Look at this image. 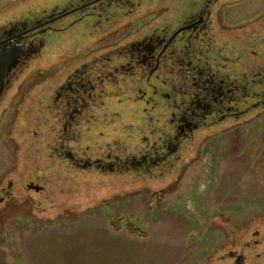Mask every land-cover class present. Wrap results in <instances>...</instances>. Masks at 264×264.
Here are the masks:
<instances>
[{
	"label": "flooded vegetation",
	"instance_id": "af4514ba",
	"mask_svg": "<svg viewBox=\"0 0 264 264\" xmlns=\"http://www.w3.org/2000/svg\"><path fill=\"white\" fill-rule=\"evenodd\" d=\"M2 50L14 53L0 89V264L26 230L78 214L42 200L79 192L114 188L92 199H148V214L203 223L218 159L204 143L264 121V0H55L1 24ZM204 158L193 195L185 179ZM245 204L212 211L227 234L220 259L264 264V197Z\"/></svg>",
	"mask_w": 264,
	"mask_h": 264
},
{
	"label": "rangeland",
	"instance_id": "374dc122",
	"mask_svg": "<svg viewBox=\"0 0 264 264\" xmlns=\"http://www.w3.org/2000/svg\"><path fill=\"white\" fill-rule=\"evenodd\" d=\"M54 1L0 0V25L33 14L39 8L49 7ZM50 42L48 41L46 48L48 51ZM33 117H36V113H33ZM33 117L30 120L26 116L23 120L29 130L35 129L38 123L37 118L34 120ZM39 122H42V119ZM244 127L232 129L227 132L229 134L204 143V157H209L206 155L210 152L217 155L218 159L216 161L215 158L214 169L209 173L214 177V181L203 184L208 187L207 196L210 197L201 200L202 204L199 206V213L205 217L203 223L191 215L194 221L179 215L148 214L144 206L148 199H124L120 207L115 206L116 209L114 206H100L98 203L102 199H92L95 196H107L113 193L114 188L107 187L89 194L79 192L76 197L81 196L80 199L42 200V205L48 212L60 214L66 211V208L72 207L78 214L74 215L73 222L69 225L66 223L64 227L55 224L41 230H26L20 237L17 254L10 252L7 263L228 264L220 259L226 248H217L226 241L227 234L220 229L222 221L218 217L213 218V209H233L236 213L243 210L248 200L264 197V121L260 126L254 124L250 128ZM40 131L42 132V129ZM240 131L244 133L241 136L238 134ZM254 132L257 133L256 136H253ZM2 133L3 131L1 138ZM209 161L208 168L211 165ZM204 162L205 158L201 162H194L197 169L191 168L185 179L187 184L194 186L190 188L193 195L199 185L193 177L196 172L202 173L200 170H204ZM3 169L1 167L0 172ZM156 187L153 185L151 188ZM132 189L136 190L137 186L127 185L122 188L123 191ZM139 194L141 193L133 192L129 195ZM187 205L194 207L193 202H187ZM88 208L90 210L85 211ZM243 211L246 213L245 209ZM210 215L211 217L207 218ZM237 215L235 214V222L242 223L243 216ZM216 223L219 224L215 225Z\"/></svg>",
	"mask_w": 264,
	"mask_h": 264
},
{
	"label": "water",
	"instance_id": "95a60500",
	"mask_svg": "<svg viewBox=\"0 0 264 264\" xmlns=\"http://www.w3.org/2000/svg\"><path fill=\"white\" fill-rule=\"evenodd\" d=\"M11 53L10 50H2L0 54V89L3 85L5 75L12 65V60L9 58Z\"/></svg>",
	"mask_w": 264,
	"mask_h": 264
},
{
	"label": "trees",
	"instance_id": "16d2710c",
	"mask_svg": "<svg viewBox=\"0 0 264 264\" xmlns=\"http://www.w3.org/2000/svg\"><path fill=\"white\" fill-rule=\"evenodd\" d=\"M259 174H261L260 171L258 172V175H259ZM259 176H260V175H259ZM258 180L260 181V179H258ZM260 182H261V181H260ZM129 233H130V234H134V233H132V232H129Z\"/></svg>",
	"mask_w": 264,
	"mask_h": 264
}]
</instances>
